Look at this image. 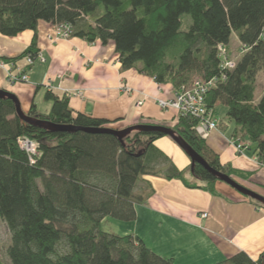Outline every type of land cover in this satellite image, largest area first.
I'll list each match as a JSON object with an SVG mask.
<instances>
[{"label": "trees", "instance_id": "obj_1", "mask_svg": "<svg viewBox=\"0 0 264 264\" xmlns=\"http://www.w3.org/2000/svg\"><path fill=\"white\" fill-rule=\"evenodd\" d=\"M39 22L68 25L71 37L89 43H113L123 69H137L174 92L197 80L213 81L204 103L218 129L232 123L231 138L244 150L253 146L264 164V92L254 99L257 74L264 69V0H0L1 36L34 32ZM232 36L242 49L226 69L218 48L228 54ZM37 54L34 39L19 56L1 60L14 64ZM44 99L51 102L47 114L32 103L25 115L60 126L110 129L106 120L74 113L65 96L46 92ZM218 105L226 108L227 122L217 118ZM196 123L180 116L172 130L213 170L249 180V173L220 162L196 134ZM163 137L134 132L122 144L108 134L49 132L23 122L14 102L0 99V220L10 233L9 264H176L135 234L101 230L105 217L136 220L143 176L213 193L218 180L204 167L179 170L155 147ZM20 138L36 145L34 155L20 148ZM216 264H264V252L255 260L239 252Z\"/></svg>", "mask_w": 264, "mask_h": 264}, {"label": "crops", "instance_id": "obj_2", "mask_svg": "<svg viewBox=\"0 0 264 264\" xmlns=\"http://www.w3.org/2000/svg\"><path fill=\"white\" fill-rule=\"evenodd\" d=\"M52 30V24L39 22L34 32L11 38L0 35V59L19 56L34 39L43 57V62L36 61L28 69L25 83H10L9 67L0 69V89L17 98L24 114L32 103L38 113L47 114L51 102L44 95L51 92L67 97L74 113L106 120L113 130L175 124L176 113L157 105V100L173 97L170 86L157 85L137 69H123L113 43L101 45L76 37L54 42L48 38ZM14 64L23 68L24 61ZM230 130L227 126L212 131L206 140L208 148L222 164L249 173L244 184L264 197V170L255 164L253 146L237 153L229 142ZM154 144L179 170L190 167L189 157L170 137ZM142 181L146 193L142 204L135 206L137 218L130 233L157 255L172 258L176 264H216L239 252L253 260L264 252V209L225 183L216 182L212 193L188 189L179 180L143 176Z\"/></svg>", "mask_w": 264, "mask_h": 264}, {"label": "built area", "instance_id": "obj_3", "mask_svg": "<svg viewBox=\"0 0 264 264\" xmlns=\"http://www.w3.org/2000/svg\"><path fill=\"white\" fill-rule=\"evenodd\" d=\"M71 37V30L68 25L60 24L53 26L52 33L49 35L50 41H58L65 40ZM219 54L223 57L222 66L226 69H232L234 67V62L225 58V49L220 46L218 48ZM40 54H37L39 57ZM24 65L30 66L33 62L31 57H25L23 59ZM0 67L7 68L5 65L0 63ZM14 70V71H13ZM28 75L22 68H19L13 64L11 65V69L7 68V80L10 83H15L18 81H27ZM213 84V81L203 82L200 80L194 81L189 86H183L178 91L175 92L174 97L170 100H157V105L161 109L166 110H174L180 116L189 115L197 119V124L195 126L196 134L201 138L205 139L208 134L212 131L218 130L217 120L215 119L212 111L207 110L204 97L208 91V88ZM123 91L125 93L129 92V89L124 88ZM141 103L138 104L140 106ZM229 142L236 151L240 152L245 149L243 143H240L236 139H229ZM20 148L25 151L29 155H34L36 152V145L29 141L26 138H20L18 140ZM201 217H206V215H202Z\"/></svg>", "mask_w": 264, "mask_h": 264}, {"label": "water", "instance_id": "obj_4", "mask_svg": "<svg viewBox=\"0 0 264 264\" xmlns=\"http://www.w3.org/2000/svg\"><path fill=\"white\" fill-rule=\"evenodd\" d=\"M0 99H10L14 102L16 115L23 122L36 126L38 128L44 129L49 132H75V131H83L86 133L92 134H108L116 137L122 144L123 139L134 132H158L163 134L164 136L170 137L181 149L182 151L189 157L190 159V167L192 168L194 164H199L206 171H208L212 176H214L218 181L227 184L233 190L238 192L239 194L254 200L261 204L264 207V197L245 188L244 186L238 184L231 177L213 170L210 168L207 163L181 138L178 137L173 130L168 127L156 126V125H137L133 127H128L123 130H113L109 128H101V129H84L73 126H60L55 125L50 122L41 121L37 119H32L26 116L21 110L19 101L17 98L11 93L0 89Z\"/></svg>", "mask_w": 264, "mask_h": 264}, {"label": "rangeland", "instance_id": "obj_5", "mask_svg": "<svg viewBox=\"0 0 264 264\" xmlns=\"http://www.w3.org/2000/svg\"><path fill=\"white\" fill-rule=\"evenodd\" d=\"M65 40H67V39H65ZM241 49H242V47L240 46V44L236 41V39L234 38V36H232L231 37V40H230V45H229V53L228 54L227 53L225 54V58L231 57L232 59H234L232 61L235 62V60H237L239 58V56H240V50ZM226 55H228L229 57H226ZM231 58H229V59H231ZM36 59H38V60H36ZM36 61L43 62V57L41 56V54H40L39 57H36L35 59H33V62H32V64L30 66H27V65L26 66L25 65L23 66L22 69L25 71V73H27L28 69H30ZM0 63L2 65H5L6 67H9L11 69V65H12L11 63L6 62V61H2L1 59H0ZM14 65L15 64H13V67H14ZM0 69H3V68L0 67ZM25 82H28V79ZM25 82L24 81H18V82H15V83H25ZM263 92H264V69L257 74L256 83H255V93H254V99H255V101H258L261 98ZM80 93H78V94L77 93H72V94H74V95L77 94V96H81ZM174 94H175V92L173 93V97H174ZM168 100H170V99H168ZM138 104L139 103H137V106H138ZM163 110L167 111L166 109H163ZM169 110H171V109H169ZM215 110H216V116H217V118L219 120L223 119L224 122H227L226 119H225L226 108L223 105H218ZM172 111H174V110H172ZM175 113H176V117H175L174 120H175V124H176V122L178 121L180 115L177 112H175ZM227 123H228L229 128L231 129L232 126H233V124L232 123L229 124V122H227ZM156 126L168 127L171 130L173 129V126L172 125H156ZM217 126H218V124H217ZM230 131H228L227 134H226L227 138L230 135L229 134ZM210 133L204 139L205 141L209 137ZM236 152L237 153H243L241 151L240 152L236 151ZM254 160H255V164L260 169H263L264 170V164H262L258 160L257 156L255 157ZM164 168H165V165L162 166V169H164ZM188 169L189 168H187L186 170H188ZM186 178L192 182L191 176H190L189 172H186ZM249 179H250V176H249ZM234 180H236L238 184L244 186L245 188H247V189H249V190L257 193V190L254 189L252 186H247L246 184H244L245 181L242 178L241 179H234ZM263 187H264V185H263ZM136 191H137V189H136ZM145 193H146V191H144L143 194H145ZM138 194L141 195L142 192L140 191ZM257 194H259V193H257ZM252 202L254 203L256 201H252ZM257 205L261 206L258 202H257ZM261 207L264 209L263 206H261ZM202 215H204V213ZM133 225H134V222H125V221L118 220V219H115V218H112V217H105L102 220V222H101V230H103L105 232H109L111 234L118 235V236H124V235H127V234L130 233L131 227ZM139 227L143 228V224H139ZM9 244H10V233H9L6 225L4 224V222L0 220V262H2L4 264H9V260H8L7 254H6V251H7V248L9 246Z\"/></svg>", "mask_w": 264, "mask_h": 264}, {"label": "bare ground", "instance_id": "obj_6", "mask_svg": "<svg viewBox=\"0 0 264 264\" xmlns=\"http://www.w3.org/2000/svg\"><path fill=\"white\" fill-rule=\"evenodd\" d=\"M223 183V182H222ZM227 185V184H226Z\"/></svg>", "mask_w": 264, "mask_h": 264}]
</instances>
